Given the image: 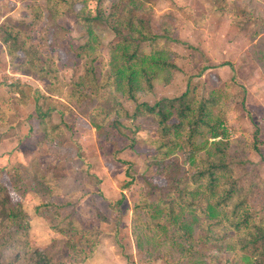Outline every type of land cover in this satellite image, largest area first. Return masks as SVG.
<instances>
[{"label":"rangeland","instance_id":"1","mask_svg":"<svg viewBox=\"0 0 264 264\" xmlns=\"http://www.w3.org/2000/svg\"><path fill=\"white\" fill-rule=\"evenodd\" d=\"M116 1H101L105 13ZM96 4L92 2L93 7ZM149 5L148 20L155 33H161V25L168 20L171 37L164 44L177 69L169 80L156 77L152 90L142 92L138 102L118 94L131 115L123 118V123L138 132L135 148L122 136L99 134L93 124L97 98L89 95L67 100L54 95L50 100L41 96L44 81L11 60L0 43V95L9 98L8 117L0 123V179L9 185L8 168L28 164L46 169L52 180L47 184L42 177L28 176L21 190L11 185L12 198L29 213L31 244L44 250L53 239L63 236L37 210L44 200L43 189L51 191V184L55 187L52 200L60 205L63 215L74 211L84 225L101 231L100 245L92 256L64 264H167L161 257L147 259L132 231L133 207L140 190L156 186L173 190L157 174L155 165L148 164L145 148L140 147L158 129L154 116L137 109L141 102L152 105L185 92L206 96L209 90L229 83L233 93L245 98L239 120L228 129L237 139L232 153L239 162V173L249 182L263 184L254 187V194L264 202L260 195L264 188V31L252 38L253 22L244 13L253 12L264 19V0H150ZM8 16L32 25L33 40L52 52L64 91L71 93L73 82L85 72V59L77 56L76 49L85 44L87 27L68 10L50 16L44 0H0V24ZM95 31L101 40V55L95 63L100 76V64L110 58V47L118 37L105 23ZM143 49L149 50L150 45L144 43ZM10 84L21 87L10 89ZM37 107L49 112L47 127L54 129L48 136L39 127ZM257 128L260 151L250 148ZM7 233L9 230L0 228V238ZM203 250L212 254L209 259L216 264H239L231 249L207 243ZM6 253L11 254V249Z\"/></svg>","mask_w":264,"mask_h":264},{"label":"trees","instance_id":"2","mask_svg":"<svg viewBox=\"0 0 264 264\" xmlns=\"http://www.w3.org/2000/svg\"><path fill=\"white\" fill-rule=\"evenodd\" d=\"M93 1L97 2L95 7ZM101 1L44 0L50 16L68 10L87 27V40L76 49L77 56L85 59V72L73 82L71 93L64 91L52 52L33 40L31 24L8 16L0 24V43L11 60L19 61L25 70L44 81L45 93L40 92L41 96L50 100L54 95L67 100L89 95L97 98L93 124L99 134L122 136L129 147L135 148L138 132L123 123V118L131 115L118 94L138 102L142 92L152 90L156 77H172L177 66L164 44L171 37V28L164 20L161 33L152 30L148 20L150 0H117L108 13ZM244 13L253 22L251 37L256 38L264 31V19L253 12ZM38 14L43 16L42 11ZM103 23L118 40L110 47V58L101 62L98 76L95 63L101 55V40L95 27ZM144 43L150 45L149 50L143 49ZM14 86L21 87L10 84V89ZM244 102L245 98L233 93L226 83L209 90L206 96L185 92L152 105L138 104L139 111L154 116L158 123L155 135L143 140V146L140 144L145 148V159L173 187L141 189L134 204L133 237L147 259L161 257L167 264H216L209 259L212 254L203 250L205 244L214 243L234 251L239 264H264V202L254 194V187L263 184L249 182L239 173V162L231 149L237 139L228 131L239 120ZM8 112L9 98L0 95V123ZM36 112L39 127L48 136L54 129L49 131L47 127L45 117L49 112L39 107ZM33 126L34 122L30 130ZM259 134L257 128L250 142L252 150L260 151ZM6 173L9 185L0 179V228L9 233L0 238V264L80 263L96 252L100 229L84 225L74 211L63 215L60 205L52 200L53 184L51 191L43 189L44 200L37 210L63 236L53 239L44 250L33 246L29 213L12 198L11 185L21 190L28 176L42 177L50 184L51 176L46 169L28 164H15ZM260 195L264 197V188ZM7 248L11 249L9 255Z\"/></svg>","mask_w":264,"mask_h":264}]
</instances>
